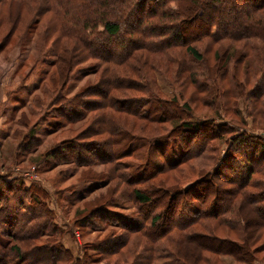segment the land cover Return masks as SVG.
Returning a JSON list of instances; mask_svg holds the SVG:
<instances>
[{
    "label": "trees",
    "instance_id": "16d2710c",
    "mask_svg": "<svg viewBox=\"0 0 264 264\" xmlns=\"http://www.w3.org/2000/svg\"><path fill=\"white\" fill-rule=\"evenodd\" d=\"M71 2L77 4L76 10ZM71 2L49 0L46 4L55 22L53 30L62 37L65 32L68 36L71 32L64 30L65 21L63 23L59 16L63 20L64 17L56 9L68 7V20L73 19L80 23L73 37L84 52L83 54L75 48L69 53L55 43L57 49H53L52 55L57 57L52 66L57 69V76L52 74L50 78L54 92H62L66 88L71 73L82 59L96 58L105 65L121 66L128 71L127 76H119L115 69H111L109 75L103 70L105 92H100L97 88L94 91L79 92L81 100L93 102L89 103L92 109L85 111L86 114L79 117L82 118L80 120L79 113L73 111L70 103L63 108L64 113L61 111L59 115L65 121L76 119L75 121L86 122L85 127L78 130L75 126L59 133L72 135L70 138L80 136L90 141L110 143L115 152L103 160V163L110 166L109 170L101 175L103 178L94 179L100 177L101 173H92L89 171L91 169H83L80 176L85 175L87 180H116L118 185H125L123 189L130 191L137 203L143 206L153 205L161 210L149 219L148 225L147 219L140 221L135 228H131L129 223L119 225L121 230H128L129 234H121L118 243L115 241L112 245L104 244L106 249H110V256H115L113 264H159L162 259V264H223L219 259L221 255L230 257L235 264H250L259 259L257 253L264 250V183H260L259 189H256L254 185H250L249 179L254 173L251 168L253 164L262 163L264 160V135L252 137L245 120L236 122V116L239 115L235 114L233 109L241 99L247 116L251 118L252 128L264 131V0ZM3 19L5 20L4 17ZM204 38L217 45L213 60H207L208 63L196 45ZM4 41L5 39L2 42ZM150 54L156 55L155 63L147 60L146 57ZM235 55L238 61L233 60ZM200 62L206 63L205 72L195 71L194 64ZM232 63H235L234 72L242 71L238 72L241 80L237 79L234 72L230 74ZM171 64L176 68H172ZM98 67L99 65H94L87 68V74H95ZM154 71L162 72L165 78L173 71L176 77H167L170 79L168 83H179L182 104L175 95L169 99L165 98L166 95L156 82L154 83ZM134 82L145 85H136ZM103 85L100 82L99 86ZM121 85H126L125 91L144 94L151 101L147 100L145 105H140V102H131L128 97L121 101L119 97L112 98L115 96L113 89ZM53 100V104H56L55 99ZM98 100L107 101V104L97 106ZM191 105L202 107L205 110L204 118L220 116L223 113L234 116L231 120L238 126H244V131L239 130L242 134L228 127L226 123L220 126L223 134L236 132L229 139H225L226 165H230V162L233 165L236 161L238 168L244 170V179L237 181L231 175H226V165L222 166L220 162L214 165V161L212 171L205 174L203 172L199 179L183 189L167 183L168 174L178 173L189 161L205 156L201 149H204L207 139L223 140V134L209 133L213 122L209 119H197L198 116L193 114ZM99 109H111L151 124L153 127L149 131L153 134L161 130L158 129L159 126L163 128L167 125L169 129H164V133L158 137H144L148 140L149 153L143 165L125 166L121 160L131 157L132 143L139 135L132 133L135 131L131 130V126L127 131L122 130L120 124H112L115 120L111 122L109 118L104 119L106 115L100 114L98 117L103 120L102 128L97 131L87 128L90 121L97 117L91 112ZM167 135H185V138L181 143L183 149L179 150L180 153L171 155L172 161H165L163 164L158 161L164 150L161 149L157 159L155 154L158 148L152 143L155 140H163ZM197 137L202 141L201 148L191 152L192 141ZM248 138L263 142H249ZM74 141L77 142L75 148L81 147L77 140ZM64 150L66 149L62 147L61 151ZM212 150L213 147L210 151ZM54 157L57 158L56 155ZM46 158L50 159L48 156ZM82 158L75 154L74 159L68 163L90 168L95 166V161H83ZM54 167L56 166L52 168ZM157 176H161L158 182ZM144 183L150 185L141 186ZM14 184L15 188L6 189V194L5 190L0 192V215L3 213L5 220L9 217L14 219V222L7 223L9 231L2 235L6 238V243L0 246V264L72 263L69 251L55 238L59 232L53 225L54 212L49 209H26L27 200L21 201L17 197L21 191L17 181H14ZM183 196H190V202L180 201ZM31 198L35 203L28 204L34 207L36 199ZM110 198V191L105 198L100 196L90 203L95 210L83 216L94 218L97 210L104 209V203ZM10 199L13 200L12 203ZM98 219L110 222L104 215H99ZM43 237L46 238L45 241H41ZM261 240L263 243L259 244ZM133 246H139L141 249ZM161 248H164L165 252L159 255ZM205 253L208 256H205ZM131 254L134 255L132 263ZM209 255H213L212 258Z\"/></svg>",
    "mask_w": 264,
    "mask_h": 264
},
{
    "label": "rangeland",
    "instance_id": "374dc122",
    "mask_svg": "<svg viewBox=\"0 0 264 264\" xmlns=\"http://www.w3.org/2000/svg\"><path fill=\"white\" fill-rule=\"evenodd\" d=\"M48 1L1 0L0 3V192L5 190L6 194V189L15 188L14 181H17L21 191L17 197L21 201L27 200L25 202L26 209L28 207L36 211L49 209L54 212L53 225L59 232L55 238L71 254L72 263L70 264H113L115 256H110L111 251L106 249L104 244L112 245L119 237H122L121 234H129L127 233L128 230H125V232L121 230L119 225L129 223L131 228H135L143 219H147L146 223L148 225L149 219L161 210L153 205L143 206L137 203L132 193L130 194V191L123 189L125 185H118L119 182L116 180L97 181L87 180L85 175L81 177L83 169L86 171L91 169L89 171L92 173H101L100 177H94V179L103 178L101 175L110 168L109 164L103 163V160L111 156L115 149L107 141H103V143L96 140L90 141L86 138H80V136L70 138L69 136L72 135L67 136L66 133H59V131L75 126H77L75 129L78 130L85 127L86 122H80L82 118L79 117L85 115V111L88 109H92L89 103L93 102L81 100L82 98L79 97L81 93L79 92L81 90L94 91L96 88L100 92H105L106 85L103 84L106 81L102 80L103 70L108 73L111 69H115L119 76H124V74L127 76L126 71L128 69L121 66L105 65L96 58L82 59L71 73L66 88L62 92H54V89L51 88L50 78L52 74L55 77L57 76V69L52 66L53 61H56L55 57H57L52 55L53 49H57L55 43L69 53L75 48L83 54L84 52L73 37V33H76L80 23L73 21V19L71 21L68 20V7L56 9L64 17L63 20L59 16L63 23L65 21L66 28L63 27L64 30L71 32L69 36L67 32L64 33L63 37L60 36L57 31L53 30L55 22L46 8ZM76 5L72 3V7L75 10L77 9ZM100 30L101 28L99 27L98 31ZM88 31L87 33H89ZM3 39H5L4 42H2ZM196 45L202 52L206 62L207 60H213L214 52L217 48L216 44H212L207 38H204ZM146 58L153 63L157 61L156 55L153 54L148 55ZM233 60L238 61L236 60V55L233 56ZM94 65H99L97 72L95 74H87L89 71L86 69ZM234 66L235 63H232L229 72L230 74L235 73L237 79L241 80L238 72L242 71L234 72ZM171 67L176 68L173 64H171ZM205 67L207 65L204 62L194 64V69L198 73L205 72ZM153 76L155 79L154 83L156 82L160 90L166 95V99L175 95L182 104V99L179 97V83L177 85L174 84L175 81L171 84L168 83L170 79L168 80L167 77L171 79L176 77L173 71H170L166 78L159 71H154ZM100 82L103 86H99ZM134 83L136 85H145V83ZM125 87L126 85H121L114 88L113 93L115 96L112 98L119 97L121 101L126 100L128 97L131 98V102H140V105H145L147 100L148 102L151 101L144 94L125 91ZM53 99H55L56 104H53ZM72 100L74 101L71 102ZM70 103L73 111L79 113L78 119L80 120L69 119L65 121L59 117L63 108ZM96 103L94 102V104L99 106L100 104H107V101L103 100L101 102L98 100ZM191 107L193 114L198 116L197 119H209L213 122V125L209 127V133L215 132V135H222L223 131L220 130V126L224 123L231 129L237 130L240 134H242L241 131H244V126H238L231 120L234 116L231 117V115L221 113L220 116L204 118L205 110L202 107L195 105H191ZM101 110H93L91 112L92 115L97 117L90 121L87 128L94 131L102 128L103 120L98 117V114H100L106 115L104 119L109 118L108 120L111 122L115 120L112 124H120L122 130L127 131L130 129L129 126H131V130L135 131L132 133L139 135L132 143L134 149H131V157L121 160L125 166L135 167L143 165L149 153L148 140L144 137H158L164 133V129H169L167 125L163 126V128L159 126L160 128L158 129L161 130L153 134L149 131L153 127L151 124L116 113L111 109ZM233 112L239 115L236 116V122L240 119L246 121L248 132L253 133H250L252 137L264 135V131L252 128L251 118L247 116L244 102L241 99L238 100V105L233 109ZM62 113L64 112L62 111ZM71 122H74V125H70ZM235 133L223 134V140L221 141L207 139L204 146L206 151H204L203 147L201 149L205 156L189 161L179 169L178 173L168 174L167 183H172L179 189H183L199 179L203 172L205 174L207 171H212L213 166L219 162L222 166L226 165L227 143L225 139H229ZM184 138L185 135L183 137H169L167 135L163 140H155L152 144L158 148V152L155 154L157 159H159L158 153L162 151L161 149L164 150L158 162L164 164L166 161V163H170L172 161L170 156L179 154V150L183 149L181 143ZM74 140H77L81 147L75 148L77 142ZM248 141L254 143L263 142L257 141L255 138H248ZM201 142L199 137L194 138L190 148L192 149L191 152L200 149ZM135 145L138 147L136 148ZM62 147L66 149L63 152L61 151ZM212 147L214 150L210 151ZM75 154L83 157L82 160L95 161V166L90 168L88 166H77L75 163H68V161L74 159ZM46 156L50 159L47 160ZM214 161L215 164L212 166ZM222 161L223 163H221ZM231 164L230 162V165L225 167L227 169L225 170L226 175H231L237 181L244 179L243 168H238L236 161L233 165ZM53 166L56 167L52 168ZM228 167H231L232 169H230L233 172ZM251 168L254 173L249 179L250 185H254L256 189H259L260 183H264V160L262 163L253 164ZM160 177L157 176L156 182H158L157 180ZM106 182L107 184H105ZM148 185L150 183L141 184L143 187ZM111 186H115V188ZM109 191L111 192V198L104 203V209H98L94 218L89 219L88 215L83 216L87 212L95 210L90 203H93L100 196L105 198ZM257 191L260 192V190ZM44 193L46 196H44ZM37 196H40V198H37ZM17 197L15 200H17ZM31 197L36 199L34 207L28 204L31 202L35 203ZM190 199V196H183L179 200L189 203ZM10 201L12 203L13 200L10 199ZM84 209L85 212L82 213ZM99 215H104L110 222L99 221ZM137 220L138 222H135ZM10 221L14 222V219L9 217L8 220H5V215L3 213L0 215V246L6 243V238L2 235L9 231L7 223ZM45 240V237L41 238V241ZM263 241L261 240L259 244L263 243ZM115 243H118V241ZM38 244L42 245L43 243L38 242ZM134 247H137L138 250L141 249L139 246ZM164 250V248H161L159 255L161 252H165ZM133 256L131 254V263ZM205 256L208 255L205 253ZM212 256L209 255L211 258ZM257 256L259 259L252 261L250 264H264V250L257 253ZM45 257H48V255H45ZM219 259L222 260L223 264H235L230 257L225 255H221ZM163 261L164 259L159 264H162Z\"/></svg>",
    "mask_w": 264,
    "mask_h": 264
}]
</instances>
